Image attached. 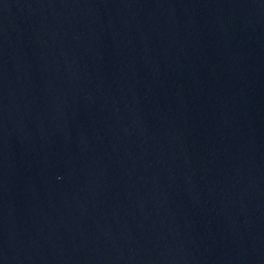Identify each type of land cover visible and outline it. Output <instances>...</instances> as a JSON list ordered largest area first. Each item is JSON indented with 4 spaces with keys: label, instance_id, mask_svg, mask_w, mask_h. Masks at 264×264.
<instances>
[{
    "label": "water",
    "instance_id": "water-1",
    "mask_svg": "<svg viewBox=\"0 0 264 264\" xmlns=\"http://www.w3.org/2000/svg\"><path fill=\"white\" fill-rule=\"evenodd\" d=\"M0 264H264V0H0Z\"/></svg>",
    "mask_w": 264,
    "mask_h": 264
}]
</instances>
